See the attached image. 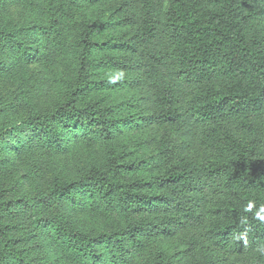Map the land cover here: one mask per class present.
<instances>
[{
  "label": "trees",
  "instance_id": "obj_1",
  "mask_svg": "<svg viewBox=\"0 0 264 264\" xmlns=\"http://www.w3.org/2000/svg\"><path fill=\"white\" fill-rule=\"evenodd\" d=\"M0 47L73 60L63 99L14 127L88 152L40 194L87 218L30 211L57 250L37 264H264V0H0ZM25 201L0 193V264H32L7 221Z\"/></svg>",
  "mask_w": 264,
  "mask_h": 264
},
{
  "label": "rangeland",
  "instance_id": "obj_2",
  "mask_svg": "<svg viewBox=\"0 0 264 264\" xmlns=\"http://www.w3.org/2000/svg\"><path fill=\"white\" fill-rule=\"evenodd\" d=\"M21 7L23 6H7L6 14H19ZM112 34L105 32L100 36L106 38ZM0 61L2 67L8 68L0 70V128L7 132V138L0 140V193H5L11 200L26 199L25 206L22 205L21 208L19 204L17 216L11 215L7 217V221L14 226L18 245L23 243V235L31 237L29 243L24 245L30 252L32 264H37L49 257H57V250L52 240V230L48 225L37 228V222L30 211L36 209L39 215H52L78 224L83 218H87L83 209H76L63 202L54 204L43 201L44 196L40 194H44L43 190L53 173L75 176L77 159L88 152L82 143L65 153H56L54 149L40 144L22 148L20 145H26L28 141L18 142L20 130L14 127L24 121L29 112L50 108L56 101L63 99L66 84L64 78H73V60L67 57L57 59V68L54 69L47 62L21 64L10 49L0 47ZM91 94L105 96L106 102L114 96L108 89ZM22 128L25 135L28 130L25 126ZM31 198L34 199L33 203L30 202ZM95 217V214L91 215L88 223ZM45 256L48 258H44Z\"/></svg>",
  "mask_w": 264,
  "mask_h": 264
},
{
  "label": "clouds",
  "instance_id": "obj_3",
  "mask_svg": "<svg viewBox=\"0 0 264 264\" xmlns=\"http://www.w3.org/2000/svg\"><path fill=\"white\" fill-rule=\"evenodd\" d=\"M252 207H253V205L250 203L247 210L251 211ZM262 207H264V206H262ZM257 219L260 220L261 222H264V216L257 215Z\"/></svg>",
  "mask_w": 264,
  "mask_h": 264
}]
</instances>
